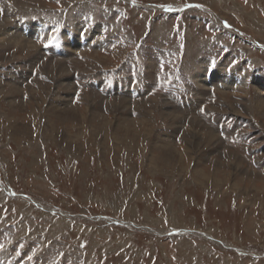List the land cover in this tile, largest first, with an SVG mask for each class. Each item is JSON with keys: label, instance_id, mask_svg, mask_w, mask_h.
<instances>
[{"label": "rangeland", "instance_id": "obj_1", "mask_svg": "<svg viewBox=\"0 0 264 264\" xmlns=\"http://www.w3.org/2000/svg\"><path fill=\"white\" fill-rule=\"evenodd\" d=\"M263 81L264 0H0V264H264Z\"/></svg>", "mask_w": 264, "mask_h": 264}, {"label": "bare ground", "instance_id": "obj_2", "mask_svg": "<svg viewBox=\"0 0 264 264\" xmlns=\"http://www.w3.org/2000/svg\"><path fill=\"white\" fill-rule=\"evenodd\" d=\"M45 23V22H44ZM43 24V23H42ZM42 24L40 25V26H42ZM98 26V25H97ZM39 28H41V27H39ZM36 30H38V28L36 27L35 29H34V31H36ZM72 30V29H71ZM30 32H32L33 31V25H31V29L29 30ZM75 31V29L73 30V32ZM39 32V31H38ZM43 32V31H42ZM84 32V31H83ZM4 33V32H3ZM14 33V32H13ZM22 33H23V30H22ZM76 33V32H75ZM84 34H86V33H84ZM6 36H7V33L5 34ZM31 35V34H30ZM4 36V35H3ZM5 36V37H6ZM22 35H21V33L20 32H18L17 30L15 31V33H14V35H11V36H9L8 37V39L9 40H7V41H10L12 44H13V46H21V48H27V41L26 40H24V39H21L20 40V37H21ZM41 36H42V34H41ZM72 36H73V34H72ZM30 37V36H29ZM68 37V36H67ZM74 37V36H73ZM84 37V36H83ZM88 37V36H87ZM21 38H24L23 36L21 37ZM31 38V37H30ZM28 39V38H27ZM24 42V43H23ZM25 43H27V44H25ZM29 47V46H28ZM37 47V46H36ZM30 48H34V45H32V46H30ZM28 49V48H27ZM64 58V57H63ZM28 60V59H27ZM72 60V59H71ZM54 70V69H53ZM222 72V71H221ZM220 73V72H219ZM204 76H205V74L203 73V75H202V77H203V80L202 81H200L199 83L204 87L205 86V82H206V80H205V78H204ZM209 81V83H210V85H217L218 83H220V85L222 86V84H226V83H231L232 81H234V82H237V78L234 76V74H232V73H227V74H223L222 76H220V75H218V73L217 72H214L212 75H211V77H209V78H207ZM143 83V82H142ZM262 83V82H261ZM263 83H264V81H263ZM259 86V85H258ZM202 87V88H203ZM222 89V88H221ZM254 106H255V109H256V112H264V99L263 98H256L255 99V101H254ZM61 113H63L64 115H69L68 117H74L75 116V114L72 112H70V111H62ZM77 119V118H76ZM71 120H73V119H71ZM209 136V135H208ZM210 138H212V136H209ZM211 140V139H210ZM209 141V140H208Z\"/></svg>", "mask_w": 264, "mask_h": 264}, {"label": "snow or ice", "instance_id": "obj_3", "mask_svg": "<svg viewBox=\"0 0 264 264\" xmlns=\"http://www.w3.org/2000/svg\"><path fill=\"white\" fill-rule=\"evenodd\" d=\"M193 5H188V7H192ZM195 7H200L199 5H195ZM226 27L228 26L227 24L225 25ZM55 38L53 37V38H50L49 40H48V43L47 44H45L44 46L45 47H47L49 44H51L52 42H53V40H54ZM201 111H203V109H201Z\"/></svg>", "mask_w": 264, "mask_h": 264}]
</instances>
